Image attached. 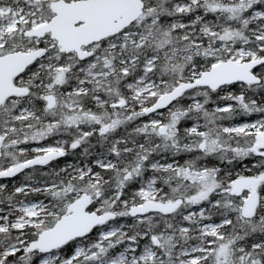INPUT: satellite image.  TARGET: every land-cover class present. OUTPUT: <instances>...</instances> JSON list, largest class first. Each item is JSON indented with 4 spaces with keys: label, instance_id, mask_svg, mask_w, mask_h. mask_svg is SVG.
Instances as JSON below:
<instances>
[{
    "label": "snow or ice",
    "instance_id": "snow-or-ice-1",
    "mask_svg": "<svg viewBox=\"0 0 264 264\" xmlns=\"http://www.w3.org/2000/svg\"><path fill=\"white\" fill-rule=\"evenodd\" d=\"M0 264H264V0H0Z\"/></svg>",
    "mask_w": 264,
    "mask_h": 264
},
{
    "label": "trees",
    "instance_id": "trees-1",
    "mask_svg": "<svg viewBox=\"0 0 264 264\" xmlns=\"http://www.w3.org/2000/svg\"><path fill=\"white\" fill-rule=\"evenodd\" d=\"M5 182H7V181H5Z\"/></svg>",
    "mask_w": 264,
    "mask_h": 264
}]
</instances>
